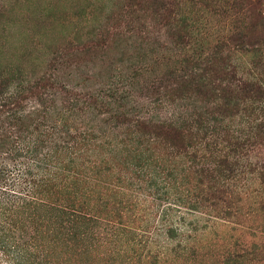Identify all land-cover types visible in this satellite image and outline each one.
Listing matches in <instances>:
<instances>
[{
  "label": "rangeland",
  "instance_id": "374dc122",
  "mask_svg": "<svg viewBox=\"0 0 264 264\" xmlns=\"http://www.w3.org/2000/svg\"><path fill=\"white\" fill-rule=\"evenodd\" d=\"M215 2L226 10L210 16ZM168 3L155 19L124 0H0V103L22 97L32 121L43 101L59 128L70 120L63 137L42 128L41 150L76 199L55 206L53 226L76 239L26 248L24 264H264V132L252 131L264 97L240 86L264 90V0ZM207 64L200 93L180 91ZM43 78L52 89L31 92ZM232 92L245 99L229 104ZM170 122L181 131L169 141ZM14 164L0 172L16 177Z\"/></svg>",
  "mask_w": 264,
  "mask_h": 264
},
{
  "label": "trees",
  "instance_id": "16d2710c",
  "mask_svg": "<svg viewBox=\"0 0 264 264\" xmlns=\"http://www.w3.org/2000/svg\"><path fill=\"white\" fill-rule=\"evenodd\" d=\"M124 1L126 2V8L131 9L133 14L141 13L155 18L157 16L161 17L164 12L167 13V11L172 13V11L168 9V6H166L169 4L168 0L165 3L164 0L161 2L157 1L154 6H147L148 0ZM221 5L222 4L219 2H215L212 10H209V6H212V4H207V6L203 4V7H205V10H209V12L212 13L210 16H214L215 14H213V11H217ZM222 6L226 10L225 4ZM134 8L136 11H133ZM149 8L151 9L150 12L148 11ZM132 21H134V19H132ZM261 27L264 29V25L261 24ZM256 32L255 33L260 34L261 39L264 40L263 30L261 32L256 30ZM238 36L240 35H237V39H235L236 44H244L242 41L246 36H240L239 38ZM233 38L234 37H231L230 39ZM220 61L221 57L219 58V62ZM221 62H223V59ZM207 66L208 64L206 67L195 68L200 69L201 72H203L202 74L192 72L190 76L185 77V75H183L178 84L180 91H190L193 89L200 93L204 86V82L201 81V79L203 77H206V79L211 78V73L214 71V66ZM47 81L49 82L50 80L48 78H43L37 81L34 83L33 87L31 86L32 88L30 87V91L33 92L37 90L38 92V90L41 89V93H43V91L47 89H52V83L44 84ZM244 84L246 83L240 84V86H244L242 91L243 94L246 95L247 93L244 92V90L250 87L253 91V94L250 95V99L254 100L253 103L256 101L259 103L263 102V100L260 99L264 97V90L258 85L255 86L257 82L250 83L249 85ZM38 95H34V98L37 101H41L42 98H39ZM245 95L239 98L233 96L232 92L228 96V103L230 104L234 99L235 102L239 99L243 101ZM18 101L20 104L17 102L16 106L13 107H7L0 103V161L4 162L5 160H11L15 163L14 166L19 170L16 177H12L5 170L0 172V255L3 259L5 258L8 264L11 261L16 264H24L21 259L24 253L28 251L26 248L31 247V252L33 254H36L35 250H38V247L39 250L47 248L48 251L46 254L51 255L52 252H54L53 247L60 248V245L63 247L64 242L66 243V241L70 240L73 243L74 239H76V234L73 233V235H70L72 226L68 225V230H61L59 232H57L56 228L53 226L58 219L57 215L54 214V208L58 212L61 211L58 210L60 208L55 206L62 203L63 200H66V196H70L72 200H68V205L73 207L74 205L71 203L74 201L75 204L76 199L74 195H72L73 186L69 185L66 178L65 180L64 178L59 180L60 172L58 173V171L60 163H56L53 158L56 152H50L49 150H43L42 152L41 150L48 145V142L45 143L43 140L42 128L45 126L52 127V132L48 135H53L58 128L57 134L63 137L62 133H64L65 127L69 126L70 120L68 117H65V114L60 116L59 122L60 120L63 121L64 127L59 128L60 126L51 112V105L48 103L43 104V101H41L38 104V108H34L36 112H40L37 115V119L33 118V120L30 121L29 115L22 116L21 114L20 110L24 107V105H22V97H19ZM257 109L258 107L255 108V112ZM261 110L262 109H260L257 114L258 118L260 113L262 117H264V112ZM212 121H217L214 114ZM260 121L256 130H252L256 136H260L259 133L264 132V123ZM169 127H171L172 130L168 131V134L164 137L170 141V132L172 135L176 136L178 131L181 130L177 128V122H170ZM14 130L15 133H13ZM144 131H152V128L147 127ZM260 140L264 142V138ZM163 141L167 144L164 139ZM251 145L257 146L260 144L253 142ZM261 176L264 178V170ZM209 200L212 201V199ZM209 200L207 201L210 202ZM61 234L63 235V239L60 236ZM50 246H52L51 251L49 250ZM64 257L63 254V258Z\"/></svg>",
  "mask_w": 264,
  "mask_h": 264
}]
</instances>
